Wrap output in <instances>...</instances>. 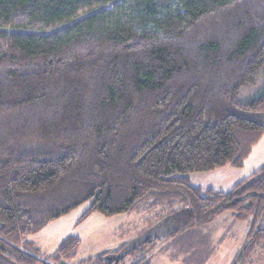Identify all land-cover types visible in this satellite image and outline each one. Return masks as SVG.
Segmentation results:
<instances>
[{
	"label": "trees",
	"instance_id": "1",
	"mask_svg": "<svg viewBox=\"0 0 264 264\" xmlns=\"http://www.w3.org/2000/svg\"><path fill=\"white\" fill-rule=\"evenodd\" d=\"M263 74L264 0H0V264H73L80 238L44 257L28 237L89 200L158 208L170 239L228 214L246 226L232 264H249L264 164L226 192L189 174L243 167ZM125 244L77 264H126Z\"/></svg>",
	"mask_w": 264,
	"mask_h": 264
},
{
	"label": "rangeland",
	"instance_id": "2",
	"mask_svg": "<svg viewBox=\"0 0 264 264\" xmlns=\"http://www.w3.org/2000/svg\"><path fill=\"white\" fill-rule=\"evenodd\" d=\"M263 89L264 74L256 93ZM229 169L233 172H229ZM245 176L240 168L230 166L211 172L189 174L195 186L202 189L213 187L225 192ZM90 206V200L82 203L28 238L37 245L44 257L53 255L65 239L80 238L81 244L73 264L103 249L116 250L124 243L125 247L117 256H128L126 264H132L140 257L150 258L152 254L153 264H232L246 241V226L231 224V219L223 221L228 214L220 216L207 227L170 239L164 238L169 224L165 221L157 223L160 221L158 208L141 214L106 216L100 212L87 214ZM152 237L160 238L154 246L148 242ZM165 253L171 259H162L166 257L163 256ZM249 264H264V250L260 246L255 248Z\"/></svg>",
	"mask_w": 264,
	"mask_h": 264
},
{
	"label": "crops",
	"instance_id": "3",
	"mask_svg": "<svg viewBox=\"0 0 264 264\" xmlns=\"http://www.w3.org/2000/svg\"><path fill=\"white\" fill-rule=\"evenodd\" d=\"M264 164V135L262 136V138L260 139V141L252 148V151L250 153V155L245 159L244 161V164H243V167L240 168L243 172H245V178L248 177L251 173H253L255 170H257L259 167H261L262 165ZM225 168V167H224ZM218 170V169H217ZM230 171L229 172H233L232 169H229ZM215 171V170H214ZM211 172V171H209ZM244 179V178H243ZM242 180V179H241ZM240 181V180H239ZM239 181L237 182H234L235 184L238 183ZM193 184V183H192ZM234 184V185H235ZM194 185V184H193ZM233 185V186H234ZM232 186V187H233ZM199 187V186H197ZM231 187V189H232ZM201 188V187H200ZM213 188V187H211ZM208 189V188H207ZM214 189V188H213ZM216 190V189H215ZM230 190V189H229ZM227 190V191H229ZM217 191V190H216ZM154 252V250H153ZM152 254V253H151ZM153 255V254H152ZM151 255L150 257V261H151V264H153V256ZM166 257H162V259H171L169 258V254H163V256ZM155 256V254H154ZM158 256V254H157ZM156 261V259H155ZM162 261V260H161Z\"/></svg>",
	"mask_w": 264,
	"mask_h": 264
}]
</instances>
